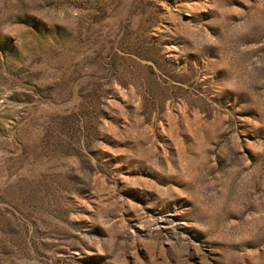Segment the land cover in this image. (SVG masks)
I'll use <instances>...</instances> for the list:
<instances>
[{"label": "rangeland", "instance_id": "rangeland-1", "mask_svg": "<svg viewBox=\"0 0 264 264\" xmlns=\"http://www.w3.org/2000/svg\"><path fill=\"white\" fill-rule=\"evenodd\" d=\"M0 264H264V0H0Z\"/></svg>", "mask_w": 264, "mask_h": 264}]
</instances>
